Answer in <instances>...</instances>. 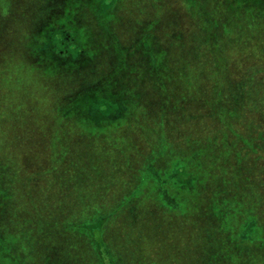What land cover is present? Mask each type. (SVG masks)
<instances>
[{
	"label": "rangeland",
	"instance_id": "rangeland-1",
	"mask_svg": "<svg viewBox=\"0 0 264 264\" xmlns=\"http://www.w3.org/2000/svg\"><path fill=\"white\" fill-rule=\"evenodd\" d=\"M8 1L13 4L12 8ZM53 1L0 2V48L7 45L6 52L11 54L2 56L0 74L7 73L15 77L16 84L10 85L11 90L33 82L42 92L45 91L39 83L29 78L30 67L21 59L15 58L13 52L14 48L16 51L20 48V51L24 52L31 41L19 32L20 26L17 23L21 22L28 27L26 21L42 20L47 4ZM104 1L107 0H90L89 4L84 2L82 6L85 9L79 10V14L74 17L75 23L78 22L75 27L77 37L74 45L81 50L84 58L91 55L93 57L90 61L82 60L83 63L76 64L69 77L63 79L61 75L54 78L49 87H53L55 95L60 93L64 100H68L73 93L97 85L100 77L111 74V78L121 70L126 78L118 74L117 78L121 80H115L112 89H117V92L125 90L124 93L128 96L132 93L136 95L137 113L143 116L145 112L146 118L151 117V122L161 116L169 122L171 120L173 124L171 128L169 123V126L153 129L152 123L147 125L144 120L142 124V120L133 127L127 128L123 123V127L117 130L106 128L100 135L88 137L87 133L82 131L92 133L97 131L96 128L103 126L99 123V127H96L95 120L85 119L79 120L81 126L71 121L68 127L64 126L57 132V125L62 122L58 120L57 115L62 114L63 110H52L55 108L53 101L45 100L41 92L32 95L30 87L24 89L25 100L20 105L15 104L14 95L11 94L7 101L9 111L8 106L6 111L16 113L23 107L25 124L24 128L22 124L19 127L16 121L12 124V131L0 132V160L4 165L2 169L7 171L3 175L0 174V178L5 181L3 189H0V253L5 255V264H10L12 260L17 263L15 250L16 254L20 255L22 264H56L57 258L60 260L57 264H97L93 258V247L87 242L89 240L82 236L83 233L80 234L72 223H86L88 219L106 214L112 208L116 211L117 197L114 187L126 180L127 169L123 167L126 161L132 163L135 160L136 163L137 159L141 162L148 156L145 162L151 160L157 164L165 163V172L170 171L173 161L170 160V150L158 154L160 146L157 142L151 146L155 143L157 133L166 136L169 142L171 137L172 141L180 146L182 139H191L189 135H200L202 140L209 138L212 144L219 145L216 152H227L222 148L224 138L234 147L227 162L228 169L236 165L235 151L240 153V169L236 171L235 176L230 175V172L226 173V183L208 193L201 210H191L188 205L187 211L181 217L170 215L171 206L161 204V198L154 192L150 197L137 196L131 203L134 205L122 206L117 210L118 216L109 221L105 230L108 241L105 242L109 246L114 242L112 245L116 248L111 247L110 251L118 264H122V257L119 256L123 250L122 243L127 241L135 242L136 247L128 264H204L207 258L202 259L199 256L201 248L212 252L214 240L220 247H223L225 242L221 240L222 236L217 238L212 233H220L217 223L221 218L233 217L239 207L243 210L256 208L254 211L262 218L264 216V132H261L264 127V73L255 72L248 84L245 79L253 69H259L260 61L264 62V0H243L248 16L243 11L240 16L236 14L234 18L229 11L228 0H194L196 4L193 6L201 9V6L205 5L204 18L215 27V32H212L214 36H210L216 44L212 46L213 51L205 44L200 47L203 42L201 39L206 38L210 31L200 29L180 0H114L118 6L116 14L112 15L120 20L115 21L116 24L109 27L110 30L103 31L106 35L101 33L100 25L91 19H101L100 3ZM2 3L3 7L9 3L5 7L6 10ZM231 4L234 5L235 2ZM191 6L192 4L188 7ZM239 10L237 8V11ZM53 16L59 18L61 14L58 12ZM106 17L110 18L108 14ZM136 28L140 29L137 31ZM223 29L226 33H223ZM17 30L19 37L14 40V36L11 38L10 35ZM136 32L141 34L136 44H132L136 50L133 52L129 44L134 40ZM126 38L132 40L129 42ZM170 40L174 44H171ZM119 48L128 49V54L131 55L126 58V65L123 64L117 71L114 69L118 68L120 63L116 59ZM145 48L150 49L143 55L145 54L147 65L156 71L154 75L144 72L146 61L142 51ZM44 52H47V47ZM82 53L79 54L82 56ZM222 57L227 59L225 74L219 71L222 67L219 62H225L220 60ZM211 59L216 67L219 66H213L217 69L216 73H213ZM92 66L94 71L90 74L87 69ZM47 71L48 67H42L40 73ZM108 71L112 72L105 75ZM218 79H222L224 94L229 96L230 104L233 105L235 100L240 99L244 109L238 118L228 119L226 125L218 124L216 115H207V109L214 103L210 98L212 94H216L218 85H214V82H219ZM51 121L54 125L49 132L47 124ZM256 129H261V133L255 134ZM46 132L49 136H46ZM68 137L67 147L62 151L61 140L65 144L64 139ZM258 137L263 139L259 140ZM16 144L17 149L13 146ZM151 147L153 153L152 150L149 153ZM16 150L17 155L14 156ZM47 156L53 160L52 171L48 176L45 171L48 168L44 169V172L36 173L37 167ZM212 161L214 170L207 167L192 171L196 179L202 180L203 176L213 182L218 179L219 161ZM19 163L25 172L21 174L22 177L16 175L15 169ZM81 165L90 169L94 166L93 171L104 174L111 166L114 169L116 166L117 173L120 174L110 172L105 177L91 178L87 182L80 176ZM59 173L60 176H57ZM140 176L142 175L139 174ZM142 178L146 179L150 187L157 180L149 173ZM160 179L169 181V178ZM28 180L29 186L26 188L24 186L28 185ZM235 183L240 186L233 188L232 185L233 192L227 193L226 189ZM165 186H170V181L166 182ZM164 188L167 192L170 191V187ZM211 194L212 201L208 200ZM224 199L229 201L227 208L223 205L216 208L213 205L214 201L222 204ZM150 201L156 205L155 212L148 208ZM127 212L131 213L128 219L125 215ZM91 232L96 235V230ZM162 246L169 251L158 252L157 249L163 248Z\"/></svg>",
	"mask_w": 264,
	"mask_h": 264
},
{
	"label": "trees",
	"instance_id": "trees-1",
	"mask_svg": "<svg viewBox=\"0 0 264 264\" xmlns=\"http://www.w3.org/2000/svg\"><path fill=\"white\" fill-rule=\"evenodd\" d=\"M181 3L184 5V8L186 12L198 23L200 29L203 30H209L210 34L206 37L201 39L203 46L204 44L209 47V50L213 51L212 46H216L215 41L210 36H214L212 32H215V27L213 24L206 22L207 20L205 17V5L201 6V9L193 4H196L194 0H180ZM214 0H212L213 2ZM2 2V0H0ZM9 2V1H8ZM84 2H87L89 4L90 0H54L50 4H47L45 14L42 17V20L38 19V21H34L33 19H30L28 22V27L24 26L21 22L17 23L20 27H18V30L20 33L27 37V40L29 41V47L25 49L24 52L20 51V48L16 51L14 48V55L15 58H18V60H22L25 62V65L30 67L28 76L33 81L39 83L40 87L45 89L44 92L40 90V88L33 84V82H30L28 84L19 85L16 90L12 92L10 85L15 82V77L8 75L7 73L0 74V132L4 131H12V124L14 125L16 121H18V126L24 128L25 120H24V114H23V107H20L19 110L16 111V113L8 112V104L7 101L11 94L14 95L15 98V104H21L25 100V91L24 89H28L27 87H30L31 94L34 95L36 93H40L41 95H44L45 100L53 101V104L55 108L52 110L54 111H62V114L57 115L58 120L62 121L61 124L57 125L58 131L59 129H62L64 126L68 127V124H70L71 121L77 122L80 126L81 123L79 120H85V119H93L96 121V127L99 125L103 126V128H96L97 131L88 133L86 131H82L87 133V136H97L100 135V132L105 130L106 128H115L116 130L119 127H123V123L125 127H133L134 124L140 123L142 120V124H144V120L147 121V125L152 123L153 129H160L163 128L165 125L169 126L170 128L173 124V122L170 120L162 119L161 116L157 117V120H154L151 122V117L146 118V113L144 112V115L141 116V113H137L138 105H137V96L133 95V93L128 96L124 93L125 90H122L120 92H117L118 90H113L112 87L114 86L115 80H121V78H117L118 74H121L123 78H126L122 71L120 70L118 73L114 74L111 78L109 76H105L102 78L100 77V80H98L97 85H92L84 89L83 91L80 90L76 93H73V95L68 98V100H64L63 97L60 95V93L55 95V92L53 87H49L51 85V81L54 80V78H57L61 75H63V79L65 77H69L72 74L73 67H75L76 64L79 65V63H83L82 60L90 61L93 55L84 58L83 53L81 50H79L77 47H75V39L77 32L75 31V27H77L76 23H78L74 20L75 15L79 14V10L85 9L82 5H84ZM230 4V12L233 14V18L236 14L240 16V12L245 11L247 16L248 12L246 10L247 6L244 3L243 0H228ZM235 2L234 5L231 3ZM10 7L12 8L13 4L11 2ZM9 3H6V6L9 5ZM237 3V6H236ZM190 4H192L191 8L188 7ZM5 6V7H6ZM86 6V5H85ZM117 4L115 5L114 0H107L103 3H100V17L101 19H98L95 17H91V19L95 20L100 25V31L102 34L106 35L103 31L110 30V26H114L116 24L115 21H118L119 18L114 17L112 15L117 10ZM212 6V9H214V6ZM1 7V6H0ZM3 7V3H2ZM3 7L5 10L6 8ZM87 7V6H86ZM242 7V8H241ZM237 8L240 9L237 11ZM15 7L13 8V10ZM11 9H9L10 11ZM108 10V11H107ZM64 11V13H63ZM14 12V11H12ZM58 12H60L61 16L59 18H54L53 15H56ZM63 14V15H62ZM108 17L110 18H107ZM116 14V13H115ZM112 15V16H111ZM105 17L107 19H105ZM120 20V19H119ZM11 21V20H10ZM31 21H34V23H31ZM94 21V22H95ZM129 21V20H128ZM235 22L234 20H230ZM247 22V20H245ZM95 22V24H96ZM240 23V21H239ZM23 29V31H22ZM140 28H136L138 31ZM18 30L14 32L10 37L12 38L14 36V40H18L19 32ZM6 32V29H5ZM9 32V31H8ZM223 33H226V30L223 29ZM139 32H136V35L134 36V40L131 44H129L130 48L133 50V52H136V50L133 49V43L136 44L138 39L140 38ZM153 39V37H152ZM127 41H131L129 38ZM171 44H174L170 40ZM210 43V44H208ZM47 47V52H44V49ZM141 49V48H140ZM149 48H145L142 51V56L144 57L145 54L143 53L148 50ZM7 45L2 46L0 48V64H1V58L2 56H10V53L6 52ZM256 50V49H255ZM150 51V49L148 50ZM138 52V51H137ZM82 53V56L79 54ZM128 49L123 50L122 48L118 49V57H116L117 60H119L118 68H115L114 70H119L122 68V65L125 64L126 58H128L131 54H128ZM213 53V52H212ZM171 54V52H170ZM127 55V56H126ZM79 56V58H77ZM126 56V57H125ZM172 58V54H171ZM213 58V57H212ZM73 59V60H68ZM80 60V62H79ZM145 60V57H144ZM212 60L211 67H216L215 62ZM220 60H225L224 63L219 62V66L222 65L221 69L219 71H223L222 74L227 73L226 67V58L222 57ZM58 61V62H57ZM113 61L115 62V58L113 55ZM146 61V60H145ZM172 61V64H174V61ZM63 62V63H59ZM113 63V62H111ZM118 63V62H117ZM137 64H139L137 62ZM217 66V67H219ZM42 67H48V71L44 74L40 73ZM216 67V68H217ZM171 69V67H170ZM202 69V68H201ZM214 72H217V69L213 68ZM113 70V69H112ZM93 66L88 67L87 72L92 74L93 73ZM116 71V72H117ZM213 71V70H212ZM211 71V73H212ZM216 71V72H215ZM109 72L105 73V75ZM144 72L154 73V69L147 65L146 61V67H144ZM263 74L264 73V62L260 61L259 63V69H253L246 77L247 84L252 78L254 77V74ZM5 74V75H4ZM120 76V77H121ZM109 78V79H108ZM208 79L210 77L208 76ZM126 80V79H125ZM219 82H214V85H218L216 88V94L211 96L210 100H213L212 105L209 109H207V115L212 116L213 114L216 115V120L218 124H227L228 119H235L238 118L239 115H241L242 109L241 107V100H235V103L233 105L230 104V100L224 94V88L222 85V79H218ZM130 83V82H129ZM128 83V84H129ZM16 83H14L15 85ZM25 86V88H24ZM59 88V87H58ZM129 92V90H126ZM8 95V96H7ZM65 95V94H64ZM66 97V96H65ZM137 97V98H136ZM203 97V96H202ZM204 98V97H203ZM207 100V99H206ZM236 102H238L236 104ZM264 105V102H263ZM8 106V107H7ZM6 107L7 110L6 111ZM239 107L240 111L239 112ZM18 111L20 113H18ZM140 115V116H138ZM54 118V117H53ZM140 120V121H139ZM52 122V123H51ZM48 123L47 130L50 132L51 126L53 127L54 122L51 121ZM52 124V125H51ZM264 126V125H263ZM99 127V126H98ZM133 130V129H132ZM261 129H256L255 134H260L261 132H264V127L262 131ZM62 131V130H61ZM239 136V134H236ZM46 136H49L46 132ZM92 137V138H93ZM191 139H182L180 141V144L174 143L170 137V142L168 138L163 136L161 133H157L156 137L154 138L155 143L151 146L153 147L156 142L160 146L158 149V154H161L164 150H170V160H173L170 164V171L165 172L167 169L165 163H155L150 161L145 162L146 156L141 162L136 159L132 163H128L126 161L125 167L127 169V176L126 180L122 183L119 182L115 187L116 191V211L112 209L109 210L108 213L102 214L100 216H95L93 219H88L86 223L81 222H75L72 223L74 225V228L78 230L82 236H85L89 241L90 245L93 247V257L97 264H118L111 255V247L116 248V246H113L112 244L114 242H111V246H109L105 241H108L106 238L105 230L106 226L109 223L110 220H113L115 217L118 216L117 210L120 209L122 206L126 205L125 207H128L135 198L139 195H142L144 198L150 197L154 193L156 196L161 198V204H166L167 206H171L170 215H176V216H184V213L189 208L191 210H201L203 205L204 198L208 195V193L211 191H215L221 187V185H224L226 183L224 176L226 173L230 172V175L235 176L236 171L240 169V154L238 151H235V157L237 158L236 165L232 167V169H228L227 162H229L230 158V152L233 150L234 147H232L231 144H229L226 139L224 138L222 143V148L227 150L226 153L222 154L221 151L216 152L219 149V145H214L211 143V140L209 138H205V140H202L200 135H189ZM69 139L65 138V144L63 143V140H61L62 145V151L66 149V141ZM259 140L263 139L262 137H258ZM20 145V144H19ZM17 149V144L13 145ZM149 150V153H153V149ZM170 147L169 149H167ZM156 150V149H155ZM0 151V158L2 153ZM17 155V150L14 154V156ZM62 159V158H61ZM64 160V159H63ZM62 160V161H63ZM212 160H218L219 161V169H218V179L216 181H212L208 178L205 179V177L202 180L197 178L194 175L192 171L196 170L197 168H203L206 169L207 167L214 168L212 163ZM166 161V160H165ZM53 160H50L48 156L46 159L40 164L39 169L37 167V172H44V169L46 173H48L46 176L50 174L52 171L51 169L54 167V164L52 163ZM61 164L62 162L59 161ZM57 162L56 167H58ZM151 163V164H149ZM194 163V164H193ZM92 166V165H89ZM60 167V166H59ZM69 167V165H68ZM4 168L3 162L0 160V174H4L7 172ZM263 168V167H261ZM17 171L16 175L18 177H22L21 174L25 173L23 172V167L19 163L15 169ZM93 169H90V167H86L81 165L80 169V176H83L84 180L89 182V179L94 178L97 179L99 177H105L110 172L112 174H120L117 173V167L115 166V169L113 166L110 167V170L108 172L104 173H98ZM214 170V169H213ZM28 170L26 171L27 174ZM149 173L152 174V176H155L157 178L156 182L150 187L147 185L146 179L142 178V176H146ZM8 174L10 172L8 171ZM15 174V173H14ZM139 174L142 176L139 177ZM89 175V176H87ZM60 176V173L57 175ZM87 176V177H86ZM2 177V176H1ZM169 178L170 186H165L166 182H169L167 180H161L160 178ZM264 182V181H262ZM91 183V182H90ZM158 183V184H157ZM5 185L4 179L0 178V189H3ZM237 188L239 183L231 184L230 187L227 190L233 192V188ZM29 186V180L28 185L24 187ZM164 187H170V191L167 192V189ZM225 188V187H224ZM154 192V193H153ZM223 192V191H222ZM119 193V195H117ZM212 195H209L208 200L212 201ZM246 195H244L245 197ZM260 196V195H259ZM122 197H124L122 199ZM115 198V197H114ZM113 198V199H114ZM222 198V197H221ZM261 198V196H260ZM223 200V199H222ZM192 201V202H191ZM151 202V201H150ZM228 200L224 199L223 203L219 205L216 201H214L213 205H215L216 208H219L221 205H223L225 208L228 205ZM170 203V204H168ZM134 205V204H131ZM155 204L149 205V209H152L155 212ZM201 205V206H200ZM224 208V209H225ZM240 207L238 210L236 209V212L234 213L233 217H224L221 218L222 220L218 222L217 228L219 232L212 231L215 237L219 238L222 236L221 240L225 241L223 244V247L218 244L213 243V250L212 252L205 251L203 248H201V251L199 252V256L203 258H207L204 260V264H264V216H260L256 211H254L256 208L243 210ZM126 218L128 219L131 215L130 212L125 213ZM125 218V216H124ZM240 218V219H239ZM261 218V219H260ZM260 221V222H259ZM96 230V235H94L91 231ZM261 236V237H259ZM215 239V238H213ZM218 240V239H217ZM125 241V240H124ZM123 241V242H124ZM110 242V241H109ZM115 245V244H114ZM163 248L157 249L158 252H165L169 250H165V246H162ZM123 250L121 251V254L119 256L122 257L120 259V262L122 264H128V260L130 257H132L133 252L136 250L135 242H125L122 243ZM121 248V249H122ZM130 248V249H129ZM13 249H16V247H13ZM218 249V250H217ZM130 250V251H129ZM207 250V249H206ZM115 251H118L115 249ZM123 251H126L127 253H124ZM219 251V253H218ZM17 250H15V256L17 257V263L12 260L10 264H22V260L20 255L16 254ZM3 258V259H2ZM5 255L3 253H0V264H5ZM178 259V258H176ZM56 264L60 262V260L55 259Z\"/></svg>",
	"mask_w": 264,
	"mask_h": 264
}]
</instances>
